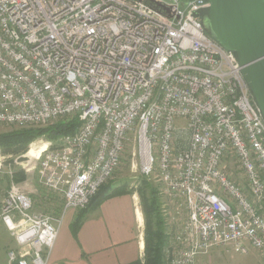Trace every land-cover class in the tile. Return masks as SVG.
Returning <instances> with one entry per match:
<instances>
[{"label": "built area", "instance_id": "2783aa9c", "mask_svg": "<svg viewBox=\"0 0 264 264\" xmlns=\"http://www.w3.org/2000/svg\"><path fill=\"white\" fill-rule=\"evenodd\" d=\"M200 2L0 0V125L79 118L37 157L63 214L88 207L132 142L133 166L186 212L163 264L264 251V119L233 52L193 15ZM0 219L11 261L48 264L60 218L12 181Z\"/></svg>", "mask_w": 264, "mask_h": 264}, {"label": "crops", "instance_id": "0c3cea01", "mask_svg": "<svg viewBox=\"0 0 264 264\" xmlns=\"http://www.w3.org/2000/svg\"><path fill=\"white\" fill-rule=\"evenodd\" d=\"M32 182L29 181L24 185L32 199L41 197L48 200L50 206L47 210L55 216H57V207L62 208L61 215L57 216L61 219L59 233L48 264H128L136 260L145 261V216L135 193L112 197L98 208L89 210L75 237L71 224L79 210L70 209L63 214V197ZM34 206L37 210L36 205ZM11 249L17 250L18 245L0 220V264H17L9 258ZM263 262L264 251L254 248L250 249L246 256L220 246L197 257V264H261Z\"/></svg>", "mask_w": 264, "mask_h": 264}, {"label": "rangeland", "instance_id": "374dc122", "mask_svg": "<svg viewBox=\"0 0 264 264\" xmlns=\"http://www.w3.org/2000/svg\"><path fill=\"white\" fill-rule=\"evenodd\" d=\"M48 125H34V126L0 125V133L12 132L17 130L39 129V128H45ZM49 142L51 141L47 139L46 136H41L35 141L29 143L27 147L26 146L17 147L15 151L4 153L0 149V205L3 203L4 199L6 198L10 190L11 183L12 181H14L12 175L15 174V172L18 171L24 172L26 176L25 179L21 182H17L15 180V182L22 185V189L25 192H27L26 191L27 189L24 187V185L29 183V181L30 182L35 181L34 183L33 182L32 183L33 184L37 183L45 188V186H43V184H41L39 181V173L37 170V166H38L37 157L44 149L48 147ZM132 150H133V143L131 142L130 145L128 146V151L126 152L123 158V162L121 166L118 168L114 177L109 182H112L114 184H126L127 188L130 190L131 193H136L142 208L144 207V204L141 197V189L145 192V194L149 199L151 198V187L158 189L159 192V194H157L158 202H159L158 211L163 220L164 232L167 235V244L165 245L164 248V259H165L166 258L165 254L168 246H171L174 240V236L178 234L182 226L185 224L186 212L185 210H183L180 217L179 215L174 214L177 211L176 206L178 200L172 201L165 194H161L160 190L162 189V186L156 180L145 179L140 174L136 164H134L133 166ZM227 165L229 167L228 171L230 172V175L234 179L240 180V182L244 180L242 175L239 174L233 168L232 162L231 163L227 162ZM145 181L148 182L150 186L145 185ZM33 202L34 205H36L37 210H41L55 216L54 213L50 212V210H47L48 206H50L48 204V200L41 199V197H38V198H33ZM179 202H181V200ZM173 216L176 217L172 219ZM151 227L152 229L156 228L155 215L151 216ZM10 234L15 240V237L12 235L11 232ZM11 250H16V249H11ZM248 254L245 255L247 256ZM261 264H264V262Z\"/></svg>", "mask_w": 264, "mask_h": 264}, {"label": "water", "instance_id": "95a60500", "mask_svg": "<svg viewBox=\"0 0 264 264\" xmlns=\"http://www.w3.org/2000/svg\"><path fill=\"white\" fill-rule=\"evenodd\" d=\"M193 15L233 52L264 119V0H201Z\"/></svg>", "mask_w": 264, "mask_h": 264}, {"label": "trees", "instance_id": "16d2710c", "mask_svg": "<svg viewBox=\"0 0 264 264\" xmlns=\"http://www.w3.org/2000/svg\"><path fill=\"white\" fill-rule=\"evenodd\" d=\"M80 126L78 117L69 120H60L45 128L17 130L12 132L0 133V149L7 153L15 151L17 147H27V145L41 136H46L50 141H54L59 137L67 134H73ZM14 181L21 182L25 179L23 171L15 172L12 175ZM145 185L150 186L145 181ZM130 193L126 184H114L108 182L100 187L96 195L91 199L87 208L78 211L74 221L71 224V229L74 236L77 233L85 219V214L91 210L98 208L104 201L119 195ZM158 189L151 187V198L149 199L145 192L141 189V197L144 204L143 212L145 216V261L140 260L128 264H163L164 248L167 244V235L164 232L163 220L158 211ZM62 208L57 207L56 215L60 216ZM156 216V228L151 227V216ZM56 216V217H57Z\"/></svg>", "mask_w": 264, "mask_h": 264}]
</instances>
